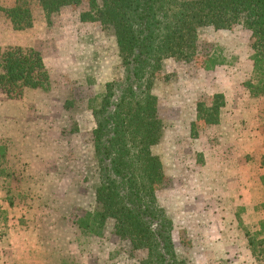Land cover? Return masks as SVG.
Wrapping results in <instances>:
<instances>
[{
    "label": "rangeland",
    "instance_id": "rangeland-1",
    "mask_svg": "<svg viewBox=\"0 0 264 264\" xmlns=\"http://www.w3.org/2000/svg\"><path fill=\"white\" fill-rule=\"evenodd\" d=\"M86 10V0L51 15L34 4L33 26L23 32L0 17V45L39 51L51 80L48 92L27 90L19 101L0 94V138L10 140L15 170L13 180L0 178V264H140L145 256L116 237L111 222L98 236L76 226L96 208L93 112L105 84L126 75L112 29L81 21ZM249 36L241 26L200 28L198 58L164 60L152 87L163 134L151 151L166 177L156 197L172 223L176 257L186 264H256L237 221L257 218L238 204L248 197L247 167L255 166V156H242L260 147L249 135L264 131V97L253 99L244 87L252 75ZM215 93L225 98L221 122L198 126L192 136L196 103Z\"/></svg>",
    "mask_w": 264,
    "mask_h": 264
},
{
    "label": "trees",
    "instance_id": "trees-1",
    "mask_svg": "<svg viewBox=\"0 0 264 264\" xmlns=\"http://www.w3.org/2000/svg\"><path fill=\"white\" fill-rule=\"evenodd\" d=\"M83 1L13 0L10 6H3L0 0V17L9 21L15 32H23L33 26L34 4L51 15L63 7L77 8ZM86 1L88 10L80 14V20L112 29L126 75L121 83L105 84L102 105L93 112L95 128L91 134L99 179L96 208L76 226L98 236L111 222L116 237L127 241L133 250L145 252L140 264H186L176 257L172 223L156 197L166 177L160 159L151 151L163 134L152 87L164 60L190 63L198 58L200 28L230 31L241 26L250 33L252 63V75L244 87L251 98L264 97V0ZM50 87L49 72L39 51L29 46L0 45L2 96L19 101L27 90L46 93ZM224 107L222 93H215L209 103L198 101L191 135L196 136L198 126H217ZM9 145L8 138H0V178L5 183L15 175ZM9 204L13 205L10 199ZM255 210L262 213L260 220L244 225L239 219V224L253 261L264 264V201Z\"/></svg>",
    "mask_w": 264,
    "mask_h": 264
},
{
    "label": "crops",
    "instance_id": "crops-1",
    "mask_svg": "<svg viewBox=\"0 0 264 264\" xmlns=\"http://www.w3.org/2000/svg\"><path fill=\"white\" fill-rule=\"evenodd\" d=\"M257 127L261 128L262 126L259 125ZM249 136H250L249 139L251 138V140L249 141H251L255 145H259L260 147L249 149L247 152L244 151V156H242L245 158L244 160H248L252 156H255L254 159H251V161L253 160L255 161L254 163L255 166L251 162H249L254 167L250 166L249 169L247 167L246 177H249V180H251L249 184H245L249 188L248 197H245L243 195V198H242L243 201L242 199L240 200V203L238 204L239 206L238 208H241V209L246 208V211L248 214L256 215L257 218L255 219V222H257L258 220L262 218V213L260 211H256L255 208L257 207V205H259L261 202L264 201V131L254 130L253 132L250 133ZM242 141L243 139L237 140V143L241 145ZM259 158H262V159H259ZM232 159L234 160L235 158L232 157ZM249 163L247 162V164ZM248 208L250 209V211L247 210ZM239 219H237L238 223H239Z\"/></svg>",
    "mask_w": 264,
    "mask_h": 264
},
{
    "label": "water",
    "instance_id": "water-1",
    "mask_svg": "<svg viewBox=\"0 0 264 264\" xmlns=\"http://www.w3.org/2000/svg\"><path fill=\"white\" fill-rule=\"evenodd\" d=\"M155 226H156V223H154L153 227H155Z\"/></svg>",
    "mask_w": 264,
    "mask_h": 264
}]
</instances>
